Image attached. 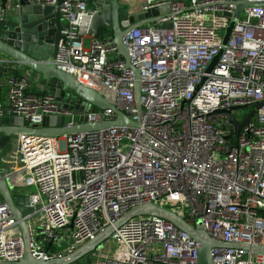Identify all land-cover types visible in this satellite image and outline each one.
I'll list each match as a JSON object with an SVG mask.
<instances>
[{
  "label": "built area",
  "instance_id": "obj_1",
  "mask_svg": "<svg viewBox=\"0 0 264 264\" xmlns=\"http://www.w3.org/2000/svg\"><path fill=\"white\" fill-rule=\"evenodd\" d=\"M249 1L225 44L232 0H169V14L126 32L122 41L139 72L137 108L134 70L115 45L107 37L85 45L79 35L81 17L91 14L88 0H61L66 28L54 64L138 124L54 137L19 135L15 149L2 152L0 167L15 182L12 192L27 195L34 207L27 216L33 257H62L130 208L151 203L218 240L214 264H264V252L239 247L264 245V105L238 136L228 115L218 112L264 100V0ZM165 4L144 0L141 8ZM29 87L27 75L0 77V119L21 116L39 124L46 115L77 114ZM85 115L89 122L114 117L110 109ZM105 242L110 249L96 264L197 263V242L156 216L128 219ZM23 254L17 221L0 196V261H19Z\"/></svg>",
  "mask_w": 264,
  "mask_h": 264
},
{
  "label": "water",
  "instance_id": "obj_2",
  "mask_svg": "<svg viewBox=\"0 0 264 264\" xmlns=\"http://www.w3.org/2000/svg\"><path fill=\"white\" fill-rule=\"evenodd\" d=\"M3 14L0 17V77L12 73L15 78L21 77L20 69L27 70L29 83H35L41 93L53 95L64 108L73 109L75 115H46L39 124L29 123L21 116H10L7 125H0V155L6 149L13 151L16 147V137L19 135L60 136L74 135L79 132L96 131L111 126H136L138 122L129 118L110 100L93 88L82 85L73 74L64 72L56 67L53 59L57 46L62 39V30L66 28L59 12L61 0L55 4L49 0H1ZM123 0H91L94 11L84 15L79 23V35H93L100 38L107 35L115 45L117 53L125 65L135 73V103L140 108V79L139 72L130 64L128 50L122 38L126 32L142 24L155 22L170 12L168 1L166 4L152 7L134 15H129L122 9ZM174 1V0H173ZM234 12L232 19L225 27L222 43L230 37L235 19L243 8L251 6L249 0H232ZM96 8V9H95ZM218 26H223L218 23ZM103 38V37H101ZM222 50L209 63L206 71L210 72L218 61ZM264 105V100L249 105L231 106L221 109L219 113L228 115L233 126L235 136H238L243 125L253 117L255 111ZM95 109H110L113 119L100 122H89L85 112ZM249 109L241 121H237L233 111ZM73 122V124H69ZM0 167V196L10 209L17 221L24 242V254L21 260L10 262L0 261V264H92L94 253L107 240L113 229L130 218L137 216H156L173 223L177 228L187 232L198 244L196 264H214L212 249L222 245L218 240L210 237L201 227H192L183 217L161 206L145 203L130 208L114 225L103 228L92 240L80 245L65 256L44 260L32 256L29 249V232L27 216L34 207L29 205L27 195H15L12 192L14 181L5 179ZM38 208V205L35 206ZM239 247L264 252V245L241 244Z\"/></svg>",
  "mask_w": 264,
  "mask_h": 264
},
{
  "label": "crops",
  "instance_id": "obj_3",
  "mask_svg": "<svg viewBox=\"0 0 264 264\" xmlns=\"http://www.w3.org/2000/svg\"><path fill=\"white\" fill-rule=\"evenodd\" d=\"M90 1L91 0H88V2H87V8L92 12V11H94V7L92 6V3H90ZM143 2H144V0H123L121 2L122 3L121 8L122 9H126L129 15H134V14H137V13L142 11L141 6H142ZM150 23H153V22H150ZM63 24H65L64 21H63ZM101 37H108V36L107 35H102V36H100V38ZM83 38H84V41L87 40V43H88L91 39H94L95 37L93 35L84 34ZM19 73L21 74V76H25V75H27V70L26 69H20ZM10 76H12V73H7L6 74V77H10ZM29 90L32 91V92H35V93H41L38 90V88H36L34 82L30 84ZM9 117L10 116H5V117L1 118L0 119V125H7ZM102 248H103V250L110 249V243L109 242H104L103 245L100 247V250ZM67 254L64 253L63 256H65ZM95 257L97 259V253H94L93 261H92L93 264L97 263V262H95ZM97 261L99 262L100 259L98 258Z\"/></svg>",
  "mask_w": 264,
  "mask_h": 264
},
{
  "label": "rangeland",
  "instance_id": "obj_4",
  "mask_svg": "<svg viewBox=\"0 0 264 264\" xmlns=\"http://www.w3.org/2000/svg\"><path fill=\"white\" fill-rule=\"evenodd\" d=\"M84 44H87V40H85ZM249 111V109H241V110H237L235 111V116L240 117L242 115H245L247 112Z\"/></svg>",
  "mask_w": 264,
  "mask_h": 264
},
{
  "label": "bare ground",
  "instance_id": "obj_5",
  "mask_svg": "<svg viewBox=\"0 0 264 264\" xmlns=\"http://www.w3.org/2000/svg\"><path fill=\"white\" fill-rule=\"evenodd\" d=\"M105 252V250H103V248L101 250L98 251L97 253V259L95 257V262H97L98 258L101 259L102 254Z\"/></svg>",
  "mask_w": 264,
  "mask_h": 264
}]
</instances>
